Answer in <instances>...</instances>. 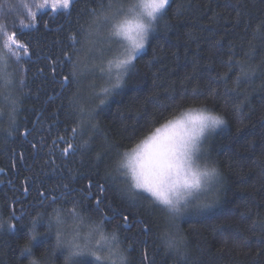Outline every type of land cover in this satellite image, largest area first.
<instances>
[{
  "label": "trees",
  "instance_id": "obj_1",
  "mask_svg": "<svg viewBox=\"0 0 264 264\" xmlns=\"http://www.w3.org/2000/svg\"><path fill=\"white\" fill-rule=\"evenodd\" d=\"M97 2L72 0L56 8L57 0H0V58L13 73V85L0 96V264H32L25 245L38 264H64L43 225L41 238L30 239L32 221L54 213L52 195L60 213L73 201L91 213L99 199L103 212L92 219L114 217L105 231L118 227L125 248L133 244L127 264H264V0H169L135 73L103 104L108 72L103 76L87 55L72 78L68 60L76 57L70 37L87 27V10ZM109 42L95 48L108 53V64L126 44L116 37ZM193 90L203 95L194 98ZM81 108L83 117L94 116L83 125ZM188 108L211 109L226 124L208 136L202 160L220 172L219 199L210 214L178 221L187 236L181 259L165 247L167 213L151 206L146 194L130 199L117 168L165 116ZM90 137V147H82Z\"/></svg>",
  "mask_w": 264,
  "mask_h": 264
},
{
  "label": "snow or ice",
  "instance_id": "obj_2",
  "mask_svg": "<svg viewBox=\"0 0 264 264\" xmlns=\"http://www.w3.org/2000/svg\"><path fill=\"white\" fill-rule=\"evenodd\" d=\"M71 3L72 0H63L62 7L68 8ZM168 5L169 0H136L135 5L131 0H98L95 7L87 10V27L82 28L78 35L70 37L76 52L75 59L71 55L68 57L72 68L71 77L77 76L82 58L91 54L101 41L110 40L112 37L125 41L123 52L109 62L106 70L109 83L102 89L104 96L99 101L100 104L105 103L108 96L125 86V78L130 77L136 71L138 54L145 49L149 40V25L144 23V18L156 24L165 14ZM15 43L13 39L12 44ZM76 45L78 47H75ZM8 47L10 48L11 45ZM20 47L24 46L20 45ZM12 75L8 63L0 58V96H3L5 90L13 85ZM64 80L69 84L72 83V79L67 75L64 76ZM237 83H239V78ZM202 95L203 93L197 90L192 92L194 98ZM209 95L212 98L216 96V89L211 82L209 83ZM169 99L172 104L178 106L179 102L176 98L170 97ZM16 103L17 101L13 99V111H15ZM235 106L242 123V102L238 98ZM157 107L158 110H162L165 106L158 105ZM79 111L82 114L81 125L84 119H94L91 113L83 117L82 108ZM164 118L166 123L156 127L150 135L136 144L130 155L125 153V160L119 164L117 171L120 176L124 177L122 182L127 185L126 191L130 199L135 200L141 194H146L143 198L149 199L151 206L159 205L160 210L167 213L169 231L165 235L169 232L175 233L168 242V249L179 254L181 259H185L187 236L180 228L178 221L186 215L204 217L213 211L218 202L219 186L222 183L220 172L214 165L209 166L207 163L201 165L200 160L202 157L206 158L204 145L208 134L223 125L224 118L207 108H188L172 119L166 116ZM90 127L96 129L97 125L91 124ZM79 130L83 135L82 126ZM72 131L75 135L77 128H73ZM90 141L91 137L84 141L82 147L89 148ZM64 152L67 153L68 148H65ZM97 159H100L99 154ZM110 175L111 173H108V176ZM40 195L44 196L45 193H40ZM58 200V197L52 195L49 201L53 212L57 214L60 213L56 207ZM101 203L97 199V208L91 213L84 214L78 208L77 202L73 201L72 206L64 208L63 212L87 229L86 232L81 233L79 227L77 228L74 237L77 240L74 244L75 248L80 252L91 251L97 261L116 264V257L121 249L126 252L132 248L133 244L129 243L125 248L120 239L118 227H114L110 233L105 231V221L114 220V217L102 214L92 219L94 214L103 212L100 207ZM41 219V216H37L32 221L33 233H35L36 223ZM123 219L127 221L128 217L124 216ZM48 232H50V226ZM47 234L44 233V235ZM81 235H83V243L79 242ZM233 238H236V234H233ZM57 241H59V235ZM49 247L51 248V245ZM24 250H30L28 245H25ZM52 253H55L53 249ZM64 264L67 262L65 261Z\"/></svg>",
  "mask_w": 264,
  "mask_h": 264
},
{
  "label": "clouds",
  "instance_id": "obj_3",
  "mask_svg": "<svg viewBox=\"0 0 264 264\" xmlns=\"http://www.w3.org/2000/svg\"><path fill=\"white\" fill-rule=\"evenodd\" d=\"M131 2L133 5H135L136 0H131ZM144 23L146 25H149L148 31L150 36L151 33L155 31L157 23L152 24L151 21H149L148 18L146 17L144 18ZM224 124H226L225 119H224ZM41 225H43L44 229H46L47 231L49 230V226H50L49 233L53 237L51 248L54 250V252L63 253L64 259L67 262V264H80V262L85 258L96 260L95 256L92 254L91 251L85 250L84 252H80L77 248L74 247V244L77 243V240L74 239L77 228L79 227L81 233H83V225H79L78 221L67 217L66 214L64 213L57 214L54 212L47 219L36 223L35 233L30 235V239L32 240L33 244H35V242L41 238L40 236ZM58 235H59V241H57ZM173 235H175L174 232H171L170 234L166 235L164 240L166 248H168V242ZM79 242L83 243V235H81V237L79 238ZM31 253H32V249L23 250V254L29 258L32 264H38V262L35 261V259L32 257ZM127 261H128L127 254L123 249H121L120 253L116 257V264H127ZM97 262H99V264H109L108 261H104V262L97 261Z\"/></svg>",
  "mask_w": 264,
  "mask_h": 264
},
{
  "label": "rangeland",
  "instance_id": "obj_4",
  "mask_svg": "<svg viewBox=\"0 0 264 264\" xmlns=\"http://www.w3.org/2000/svg\"><path fill=\"white\" fill-rule=\"evenodd\" d=\"M57 6H56V8L57 7H62V5H63V0H57ZM63 8V7H62ZM112 40V38L110 39V40H103V41H101V43L100 44H102V43H104V44H106V45H108L109 47H110V45L108 44V43H110L109 41H111ZM124 42V41H123ZM103 44V45H104ZM100 46V45H99ZM101 47V46H100ZM144 51V50H143ZM142 51V52H143ZM112 53H113V51H112ZM111 54V53H110ZM89 55H91L90 56V58L92 57L93 58V60L99 65V70H102V71H100V73L101 74H103V76H105V75H107V72H106V70H107V67H108V53H105V52H100V51H98V50H94L91 54H89ZM85 59V58H84ZM110 61V60H109ZM111 61H112V59H111ZM98 68V67H97ZM103 70H104V72H103ZM222 127V126H221ZM220 127H218L217 129H219ZM217 129H215V131L217 130ZM215 131H213V132H215ZM213 132H210L209 134H208V136L211 134V133H213ZM131 152L132 151H129V155L131 154ZM203 159H205L204 157H202L201 158V160H200V163H201V165H203L204 163H202V160ZM87 231V229L86 228H84V226H83V232H86ZM97 239H98V237H97ZM86 259H90V258H85L84 260H86ZM94 260V259H93ZM95 262H97L96 260H94ZM97 263H99V262H97Z\"/></svg>",
  "mask_w": 264,
  "mask_h": 264
},
{
  "label": "water",
  "instance_id": "obj_5",
  "mask_svg": "<svg viewBox=\"0 0 264 264\" xmlns=\"http://www.w3.org/2000/svg\"><path fill=\"white\" fill-rule=\"evenodd\" d=\"M53 12L55 11V10H52ZM45 12V11H44Z\"/></svg>",
  "mask_w": 264,
  "mask_h": 264
}]
</instances>
